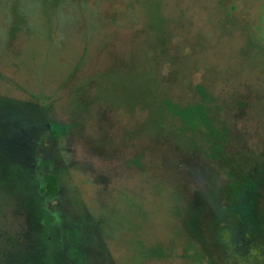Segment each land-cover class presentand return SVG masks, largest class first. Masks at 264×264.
<instances>
[{
  "label": "rangeland",
  "instance_id": "374dc122",
  "mask_svg": "<svg viewBox=\"0 0 264 264\" xmlns=\"http://www.w3.org/2000/svg\"><path fill=\"white\" fill-rule=\"evenodd\" d=\"M0 264H264V0H0Z\"/></svg>",
  "mask_w": 264,
  "mask_h": 264
},
{
  "label": "trees",
  "instance_id": "16d2710c",
  "mask_svg": "<svg viewBox=\"0 0 264 264\" xmlns=\"http://www.w3.org/2000/svg\"><path fill=\"white\" fill-rule=\"evenodd\" d=\"M202 93V91L200 92ZM202 95V94H201ZM164 106L166 110L174 117L179 119L182 124L190 131L197 132L199 129L205 130L210 136H215L216 132L212 127L211 120L206 116L204 106L202 104H195L193 106H187L180 108L169 102H165ZM44 191L43 194L49 198H55L58 193V179L53 175H45L43 178ZM65 238L68 241L69 249L66 253V258L70 262L80 263L83 259V255L76 247L82 239L80 231L74 227L73 229L66 231Z\"/></svg>",
  "mask_w": 264,
  "mask_h": 264
}]
</instances>
